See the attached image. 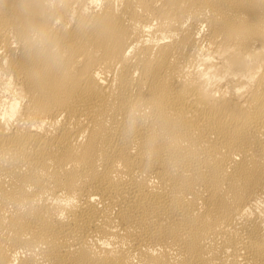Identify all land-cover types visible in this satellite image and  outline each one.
<instances>
[{"label":"bare ground","instance_id":"bare-ground-1","mask_svg":"<svg viewBox=\"0 0 264 264\" xmlns=\"http://www.w3.org/2000/svg\"><path fill=\"white\" fill-rule=\"evenodd\" d=\"M0 264H264V0H0Z\"/></svg>","mask_w":264,"mask_h":264}]
</instances>
